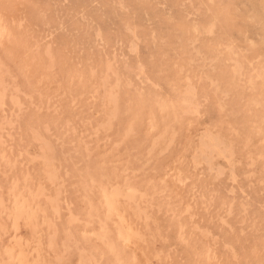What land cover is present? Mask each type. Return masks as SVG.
<instances>
[{
  "label": "rangeland",
  "instance_id": "obj_1",
  "mask_svg": "<svg viewBox=\"0 0 264 264\" xmlns=\"http://www.w3.org/2000/svg\"><path fill=\"white\" fill-rule=\"evenodd\" d=\"M0 21V201L19 181L48 211L21 231L34 264H105L103 243L124 264H192L200 247L264 264V0H0ZM205 134L231 153H200Z\"/></svg>",
  "mask_w": 264,
  "mask_h": 264
},
{
  "label": "bare ground",
  "instance_id": "obj_2",
  "mask_svg": "<svg viewBox=\"0 0 264 264\" xmlns=\"http://www.w3.org/2000/svg\"><path fill=\"white\" fill-rule=\"evenodd\" d=\"M6 4H7V2H6ZM5 3H4V6L6 5ZM6 8V7H5ZM2 20V19H1ZM1 22L2 21H0V43H2V41L4 40V36H6V29H5V27H3L2 26V24H1ZM4 26H5V23H4ZM137 44V43H136ZM8 47H9V45H8ZM18 47V46H17ZM38 47V46H37ZM24 48V47H23ZM33 48V47H32ZM11 50V49H10ZM19 50V49H18ZM17 50V51H18ZM24 50V49H23ZM26 50V49H25ZM38 50H39V48H38ZM47 50V49H46ZM49 50V49H48ZM31 51V50H30ZM39 52V51H38ZM7 53V52H6ZM32 53H33V49H32ZM38 54V53H37ZM47 54V53H46ZM49 54V53H48ZM47 54V55H48ZM51 54V53H50ZM50 56V55H49ZM51 57V56H50ZM49 57V58H50ZM1 58H3V57H1ZM33 58V57H32ZM35 59V58H34ZM142 59V58H141ZM40 60V59H39ZM139 61V60H138ZM31 62H33L32 60H31ZM39 62V61H38ZM51 62V61H50ZM140 63V62H139ZM139 63H137V65L139 64ZM1 64V63H0ZM118 65V64H117ZM142 65V64H141ZM1 66H3V65H1ZM51 67H52V65H50ZM113 65H111V62H109V64H107L106 65V69H109L110 71H112V72H114L113 74H117L118 72H116V70H114L113 69V67H112ZM143 66V65H142ZM4 67V66H3ZM3 67H2V69H3ZM54 67V66H53ZM52 67V68H53ZM1 68V67H0ZM126 68V67H125ZM48 69V68H47ZM129 69V68H128ZM141 69V68H140ZM28 70H30V69H28ZM44 70V69H43ZM49 70V69H48ZM246 70V69H245ZM1 72H3V71H1ZM30 72H31V70H30ZM29 72V73H30ZM52 72V71H51ZM141 72V71H140ZM252 72V71H251ZM50 73V72H49ZM89 73H91V72H89ZM257 74V73H256ZM100 75H101V73H100ZM118 75V74H117ZM117 75H116V79H117ZM144 75H145V73H144ZM27 76H29V75H27ZM50 76V75H49ZM82 76V75H81ZM92 76H93V74H92ZM98 76V75H97ZM95 77V76H94ZM93 77V78H94ZM100 78H102V77H100ZM107 78H109V77H107ZM30 79H32V78H30ZM114 79V78H113ZM46 80V79H45ZM101 80H103V79H101ZM149 80V79H148ZM44 81V80H43ZM42 80H41V83L43 82ZM119 81V83L121 82L120 80H118L117 79V81L115 80V82H108V81H106V78H104V80L103 81H101L100 82V86H102V85H104V87H103V93H102V99H103V103H106L108 106L106 107V109H107V111H105L106 112V116L109 118L110 116H112L113 117V114L116 112V111H118V108L116 107V103H117V99H118V97H117V93L119 92V90L117 91V88L119 87L118 85H119V83H117ZM127 81V80H126ZM252 81H253V79H252ZM45 82V81H44ZM46 82H47V80H46ZM47 84H48V82H47ZM158 84V83H157ZM39 87L41 86V85H38ZM118 86V87H117ZM130 86V85H129ZM11 87V86H10ZM160 87V86H159ZM43 88V87H42ZM41 88V89H42ZM45 88V87H44ZM156 88V87H155ZM15 89V88H14ZM3 90V89H2ZM162 90V89H161ZM48 91V90H47ZM7 92V91H6ZM117 92V93H116ZM95 93H97V90L95 91ZM190 93H192V92H190ZM75 94V93H74ZM91 94V93H90ZM94 94V93H93ZM50 97V96H49ZM93 97V96H92ZM133 98V97H132ZM192 98H193V96H192V94H181V97H180V100H179V105H180V107H182V109H183V111H185L186 113H187V111L188 110H190V112L192 111V105L194 104L193 102H192ZM93 99V98H92ZM144 99V98H143ZM151 99V98H150ZM174 99V98H173ZM19 101V100H18ZM253 101V100H252ZM259 102H261V101H259ZM258 102V103H259ZM17 103H19V102H17ZM193 103V104H192ZM258 103H257V105H258ZM101 104V103H100ZM15 106V105H14ZM35 106V105H34ZM118 106V105H117ZM92 108V107H91ZM117 108V109H116ZM120 110V109H119ZM174 110V109H173ZM182 111V110H181ZM99 112H100V110H99ZM103 112V110L101 111V113ZM150 112H152V110L150 111ZM149 112V113H150ZM117 113H119V111L117 112ZM22 114V113H21ZM94 114H96V113H94ZM132 114V113H131ZM163 114V113H162ZM105 115V114H104ZM134 115H136V113L134 114ZM153 115V114H152ZM114 116H116V115H114ZM137 117V116H136ZM104 118V117H103ZM102 118V119H103ZM115 118V117H114ZM179 118H180V116H179ZM113 119V118H112ZM156 119V118H155ZM175 119H177V118H175ZM254 119V118H253ZM134 120H136V119H134ZM133 119H132V121H134ZM154 120V119H153ZM152 120V121H153ZM262 121V120H261ZM101 122H103V121H101ZM105 122V121H104ZM130 122H131V120H130ZM40 123V122H39ZM132 123V122H131ZM155 124V123H154ZM101 126V125H100ZM129 126V125H128ZM166 127H167V125H165ZM5 127V126H4ZM40 127V126H39ZM64 127V126H63ZM96 127H98V126H96ZM165 127V128H166ZM110 129V128H109ZM111 129H113V128H111ZM173 130H174V128H172ZM6 131V130H5ZM101 131V130H100ZM175 131H177V130H175ZM130 132V131H129ZM166 133V132H165ZM206 133V132H205ZM97 134V133H96ZM173 134V133H172ZM206 134H208V133H206ZM205 134V135H206ZM210 134V133H209ZM203 135V134H202ZM11 136V135H10ZM41 136V135H40ZM159 136V135H158ZM161 136V135H160ZM174 136V135H173ZM217 137L218 136H210V135H206V136H204V137H202L201 138V143H200V153H202L205 149H207V148H209V147H211V148H214V149H219V148H221V150L222 151H224V152H229V153H231L230 152V150L228 149V148H230V147H224L225 145L223 144V142H222V140L221 139H219V138H221L220 136H219V138L217 139ZM154 138V137H153ZM159 138V137H158ZM170 138V137H169ZM156 139V138H155ZM155 139H154V141H155ZM169 140V139H168ZM167 140V141H168ZM220 140V141H219ZM157 141V140H156ZM43 142V141H42ZM52 143H54V142H52ZM168 143V142H167ZM171 143V142H170ZM222 143V144H221ZM230 143V142H229ZM169 144V143H168ZM1 145V144H0ZM153 145V144H152ZM48 146V145H47ZM53 146V145H52ZM48 147H50V146H48ZM90 147V146H89ZM42 148V147H41ZM40 148V149H41ZM46 148V147H45ZM64 148V147H63ZM199 148V147H198ZM52 149V148H51ZM58 149V148H57ZM86 149V148H85ZM201 149H202V151H201ZM213 149V150H214ZM54 150H56V148H54ZM29 151V150H28ZM43 153H44V150L42 151ZM48 153V152H47ZM229 153H228V155H229ZM1 154V153H0ZM3 154V153H2ZM1 154V155H2ZM57 154V153H56ZM151 154V153H150ZM209 154V153H208ZM219 154V153H218ZM5 155V154H4ZM3 155V156H4ZM33 155V154H32ZM38 155V154H37ZM68 155V154H67ZM41 156H43L44 157V155H42L41 154ZM37 159V158H36ZM41 159H44V158H41ZM212 160V159H211ZM210 162V161H209ZM238 162V161H237ZM48 163V162H47ZM54 163V162H53ZM14 164V163H13ZM45 164V163H44ZM249 164V163H248ZM47 165V164H46ZM46 165H44L45 166V168H46ZM59 165H61V164H59ZM15 166V165H14ZM49 166L50 165H48V170H46V171H48L49 172ZM55 167V166H54ZM10 168V167H9ZM60 168V167H59ZM9 170H11V169H9ZM44 170V169H43ZM51 170V169H50ZM127 170V169H126ZM179 170V169H178ZM52 171V170H51ZM138 171V170H137ZM9 172V171H8ZM48 172H46V173H48ZM54 171H52L51 173H53ZM57 171H55V173H56ZM59 172V171H58ZM133 173V172H132ZM264 173V172H263ZM4 174H5V172H4ZM9 174V173H8ZM7 174V175H8ZM21 174H22V172H21ZM49 174V173H48ZM54 174V173H53ZM57 174V173H56ZM59 174H60V172H59ZM90 174V173H89ZM201 174V173H200ZM6 175V176H7ZM30 175V174H29ZM47 175V174H46ZM52 175V174H51ZM51 175H47V177L48 176H50V178L52 177ZM67 175H68V173H67ZM53 176H55V175H53ZM0 177H1V175H0ZM9 177V176H8ZM56 177V176H55ZM2 178V177H1ZM20 178V177H19ZM31 178V177H30ZM54 178V177H53ZM57 178V177H56ZM55 178V179H56ZM9 179V178H8ZM23 179V178H22ZM103 179V178H102ZM5 180H7L6 178H5ZM12 180H13V178H12ZM211 180V179H210ZM14 181V180H13ZM54 181V180H53ZM101 181V180H100ZM103 181V180H102ZM17 182H19V181H17ZM17 182H15V184H12L10 187H9V189L8 190H6V194L4 195V199L2 200L1 199V201H0V264H34V262L31 260V258H30V254L28 255V252H27V250H26V244H25V239L21 236V234L23 235V233H21V231H22V229L24 228H28L29 227V229L31 230V228H32V230L34 229V227H37L39 224V222L40 223H42V222H48V220H49V222H50V219H49V215H48V211L47 210H45V209H43V208H41L40 206H39V203L37 202V200H36V198L37 197H35V194L32 192V191H28V189H26L25 190V187L24 186H22V185H20V184H18ZM52 184V183H51ZM62 184V183H61ZM9 185H10V183H9ZM40 184H38V186H39ZM84 185V184H83ZM44 186V185H43ZM98 186V185H97ZM6 188H7V186H5ZM41 187V186H40ZM39 187V188H40ZM39 188L36 190L37 191V193L39 192L38 190H39ZM43 189H44V187H42ZM62 188H63V186H62ZM86 188V187H85ZM89 188V187H88ZM58 189V188H57ZM132 189V188H131ZM1 190V189H0ZM30 190V189H29ZM114 190H116V187H114ZM2 192H3V189L1 190ZM5 191V190H4ZM45 191V190H44ZM84 191H86V190H84ZM101 191V190H100ZM111 191H112V188H111ZM131 191V190H130ZM134 192H135V190H133ZM40 192H41V190H40ZM39 192V193H40ZM42 193V192H41ZM45 193V192H44ZM43 193V194H44ZM120 193V192H119ZM118 193V194H119ZM128 193H130V192H128ZM136 193V192H135ZM138 193V192H137ZM142 193V192H141ZM42 194V195H43ZM49 194V193H48ZM58 194V193H57ZM132 194H133V192H132ZM143 194V193H142ZM161 194V193H160ZM37 195V194H36ZM56 195V194H55ZM114 197L116 196L117 198H118V196H117V192H115V193H113L112 194ZM128 194H126L125 193V197L127 196ZM87 196V195H86ZM103 196V195H102ZM120 196V195H119ZM133 196V195H132ZM142 196V195H141ZM45 197V196H44ZM49 197L50 196H48L47 198L49 199ZM55 197V196H54ZM124 197V196H123ZM134 197V196H133ZM132 197V198H133ZM127 198V197H126ZM128 198H130V196L128 195ZM142 198H143V196H142ZM122 199V198H121ZM134 199V198H133ZM47 200V199H46ZM117 200V199H116ZM60 201V200H59ZM49 202H50V204H51V207H50V210L49 211H58V208H60L59 206V204H58V199H57V196L55 197V198H50L49 199ZM100 202V201H99ZM102 215H103V218H104V220L105 221H107V222H105V223H107L108 224V226H110V228L113 230V231H115L114 232V236H115V239L117 238V240H119L120 238L122 239V236L123 235H120L121 233L118 231V230H116L115 228V230L113 229V227H114V225H113V222L114 221H112V215H114L113 214V207H112V205H111V198L110 197H102ZM133 203H134V201H132ZM232 202V201H231ZM85 203V202H84ZM142 203V202H141ZM147 203V202H146ZM136 204V203H135ZM134 204V205H135ZM92 205V204H91ZM137 205V207H139L138 206V203L136 204ZM142 205V204H141ZM144 205H146L145 203H144ZM224 205V204H223ZM151 207V206H150ZM243 207V206H242ZM249 207V206H248ZM96 208V207H95ZM136 208V207H135ZM135 208H134V210H135ZM152 208V207H151ZM39 209V210H38ZM97 209V208H96ZM140 208H138V210H139ZM141 209H143L142 207H141ZM147 209V208H146ZM145 209V210H146ZM230 208H228V210H229ZM61 210V209H60ZM131 210V209H130ZM145 210H143V212H141L140 210L138 211V213L139 212H141V213H143V214H145L146 212H145ZM98 211V210H97ZM131 212H132V210H131ZM173 212V211H172ZM140 213V214H141ZM151 214V213H150ZM174 214V213H173ZM58 215H59V213H58ZM139 215V214H138ZM189 215V214H188ZM227 216V215H226ZM145 217V216H144ZM147 217V216H146ZM149 217V216H148ZM174 217V216H173ZM139 218V217H138ZM193 218V217H192ZM249 219V218H248ZM122 220V219H121ZM149 220V219H148ZM127 221H128V219H127ZM143 221V220H142ZM147 221V220H146ZM248 221V220H247ZM123 222V221H122ZM176 222L177 223H173L174 224V226H175V228H176V231H177V235H178V237L180 238V239H183L182 238V236H181V230H180V224L178 223V221L176 220ZM125 223V222H124ZM128 223H129V221H128ZM54 224V223H53ZM56 224V223H55ZM87 224V223H86ZM144 224H146V223H144ZM149 224V223H148ZM178 224H179V226H178ZM197 224V223H196ZM50 225H52V224H50ZM124 225V224H123ZM127 225V224H126ZM134 225V224H133ZM147 225V224H146ZM158 225V224H157ZM39 226H41V225H39ZM131 226V224L129 225V229L131 228L130 227ZM31 227V228H30ZM54 228V227H53ZM57 228V227H56ZM133 228H134V226H133ZM174 228V229H175ZM51 229H52V227H51ZM55 229V228H54ZM232 229L233 228H231V231H232ZM196 230H198V229H196ZM27 231V230H26ZM34 231V230H33ZM57 231V230H56ZM55 231V232H56ZM251 231V230H250ZM23 232V231H22ZM58 232V231H57ZM56 232V233H57ZM135 232V231H134ZM54 233V232H53ZM69 233V232H68ZM234 233H235V231H234ZM25 234V233H24ZM42 234V233H41ZM134 234V233H133ZM138 234V233H137ZM242 234H243V232H242ZM38 235V234H37ZM51 236H52V234H50ZM67 235V234H66ZM104 235H106V234H104ZM176 235V234H175ZM212 235V234H211ZM246 235V234H245ZM33 235H31V237H32ZM101 236V235H100ZM111 236V234H109V232H108V237H110ZM135 236H136V234H135ZM137 236H139V234L137 235ZM247 236V235H246ZM30 237V238H31ZM40 237V236H39ZM56 237V236H55ZM92 237H93V235H92ZM218 237V236H217ZM263 237V236H262ZM51 238V237H50ZM49 238V239H50ZM119 238V239H118ZM131 238H133V237H131ZM41 239V238H40ZM40 239H39V241H40ZM55 239V238H54ZM135 239V238H134ZM137 239V238H136ZM140 239H141V237H140ZM167 239V238H166ZM50 240H52V238L50 239ZM124 240V239H123ZM138 240H139V238H138ZM100 241V240H99ZM135 241V240H134ZM140 241V240H139ZM217 241H218V239H217ZM51 242V241H50ZM125 242V241H124ZM144 243H145V241H143ZM27 243V242H26ZM33 243V242H32ZM31 243V244H32ZM40 243V242H39ZM65 243V242H64ZM122 243V242H121ZM132 243V242H131ZM135 243H136V241H135ZM183 243V242H182ZM66 245V244H65ZM140 245V244H139ZM138 245V246H139ZM48 246H50V245H48ZM118 246V245H117ZM187 246H188V244H187ZM250 246H251V244H250ZM142 247V246H141ZM140 247V248H141ZM194 247H195V245H194ZM225 247V246H224ZM136 248V247H135ZM184 248V247H183ZM53 249V248H52ZM51 249V250H52ZM101 249H102V251H104V252H108L109 254H108V258H107V260H106V263L105 264H124L123 263V261H121L120 260V258H121V256L118 254V252H116V247H113V244H111V243H103V246L101 247ZM139 249V248H138ZM137 249V250H138ZM33 250V249H32ZM35 250H37V248L35 247ZM95 250V249H94ZM232 250V249H231ZM117 251H119L118 249H117ZM147 251V250H146ZM37 252V251H36ZM52 252H54V251H52ZM143 252V251H142ZM148 252H149V250H148ZM168 252V251H167ZM38 253V255H39V251L37 252ZM46 253V252H45ZM60 253V252H59ZM88 253H89V251H88ZM169 253V252H168ZM191 253H192V264H215L214 263V260H213V257H212V255L210 254V252L208 251V249H204V248H192L191 249ZM47 254V253H46ZM214 254V253H213ZM37 255V256H38ZM150 255V254H149ZM168 255V254H167ZM48 256V255H47ZM58 256H61V255H58ZM147 256H148V254H147ZM235 256V255H234ZM234 256H232V258L234 257ZM63 257V256H62ZM83 257V256H82ZM81 257V258H82ZM101 257H102V254H101ZM123 257V256H122ZM141 257H142V255H141ZM145 257V256H144ZM149 257V256H148ZM169 257V256H168ZM47 258H49V257H47ZM60 258V257H59ZM91 258V257H90ZM52 259V258H51ZM62 259V258H61ZM83 259V258H82ZM95 259V258H94ZM132 259H134V258H132ZM44 260V259H43ZM76 260H77V258H76ZM57 261V260H56ZM82 261H84V260H82ZM95 261V260H94ZM133 261V260H132ZM131 261V262H132ZM140 261V260H139ZM139 261H137L136 263H138ZM42 262V261H41ZM63 262V261H62ZM77 262V261H76ZM93 262V261H92ZM96 262V261H95ZM99 262V261H98ZM44 263H46V262H44ZM132 263H134V262H132ZM36 264H38V260H37V263ZM43 264V263H42ZM60 264H61V262H60ZM84 264V263H83ZM92 264V263H91ZM95 264V263H94ZM98 264V263H97ZM139 264V263H138ZM218 264V263H217Z\"/></svg>",
  "mask_w": 264,
  "mask_h": 264
}]
</instances>
